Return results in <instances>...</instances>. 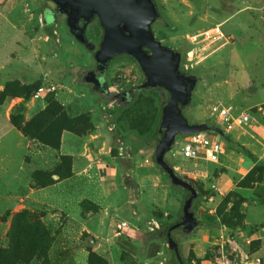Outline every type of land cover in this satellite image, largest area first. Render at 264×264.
Returning a JSON list of instances; mask_svg holds the SVG:
<instances>
[{
  "label": "rangeland",
  "instance_id": "rangeland-1",
  "mask_svg": "<svg viewBox=\"0 0 264 264\" xmlns=\"http://www.w3.org/2000/svg\"><path fill=\"white\" fill-rule=\"evenodd\" d=\"M154 1L159 12L152 24L156 37L181 54L180 69L195 82L191 102L183 107V113L191 123L207 122L224 130L214 107H228L233 102V94L226 88L235 89V94H241L242 99H254L264 89V0ZM67 17L53 0H0V49L8 52V60L14 64L21 60V55L30 61L23 67L30 73L24 80L13 78L17 70L10 67L11 78L0 89V101L18 97L20 105L15 107L11 118L14 116L21 127L28 126L34 136L30 137L38 141L37 137L57 142L64 127L87 133L92 130L91 109L100 111L114 137L112 154L130 169H146L140 172L137 168L134 180L127 177L134 186L142 217L133 220V226L151 229L158 223L159 227L150 231L162 230L166 235L172 224L182 220L183 207L190 195L188 189L173 184L154 159L163 134L160 124L169 92L160 86L144 87L146 75L137 59L127 53L116 55L104 71L100 70L96 53L101 48L104 28L99 17L95 16L89 23L86 43L76 39ZM217 23L228 33L229 42L216 46V51L198 52L192 65L186 68L187 53L193 47L189 35ZM5 35L10 38L2 41ZM49 68H52V80L57 89L37 98L35 91L49 77ZM32 77L35 80H31ZM128 89H132L134 95L122 97V92ZM62 100H67V104L63 105ZM200 107L201 116L198 114L195 118L194 113ZM56 109L61 110L65 121H55ZM263 109L264 104L252 108L255 119L246 124V128L252 123L253 126H249L252 131L264 129ZM48 110L50 112L43 117ZM209 132L214 134L215 131ZM185 136L177 137L166 158L171 164L181 162L176 172L193 183L184 171L185 166L198 158L183 155ZM231 146L243 151L230 142L225 144L226 149ZM249 154L255 162L249 175L252 181L263 176L264 159L259 161L255 154ZM69 168L70 161L64 158L58 174L68 176ZM36 177H40L39 174ZM49 181L51 178L42 180ZM198 188L203 194L210 193L201 186ZM241 204L236 195H224L217 207L222 221L240 224ZM86 206L89 211L97 209L94 203ZM45 212L24 209L0 215V224L8 222L3 224L8 225L4 227L6 231L0 230L1 254L9 253L13 259L17 256L16 264H77L74 248L81 238L89 241L88 264H107V259L91 247L92 241L86 233L80 237L75 235L72 226L68 229L63 228V224L60 228L48 223L42 218ZM60 220L68 223V219L60 217Z\"/></svg>",
  "mask_w": 264,
  "mask_h": 264
},
{
  "label": "crops",
  "instance_id": "crops-1",
  "mask_svg": "<svg viewBox=\"0 0 264 264\" xmlns=\"http://www.w3.org/2000/svg\"><path fill=\"white\" fill-rule=\"evenodd\" d=\"M7 38L10 35L3 36L2 41ZM9 57L7 51L0 49V89L11 78L10 67L17 70L13 78L24 80L30 76L23 68L29 65L25 63H30L25 55L15 64ZM49 72L44 82L56 85L52 68ZM226 90L233 94V102L227 105L233 115L264 104V89L254 99H242L232 88ZM61 102L66 105L68 101ZM18 105V97L0 101V215L24 209L46 211L42 218L48 223L60 228L62 224L63 228L72 226L75 235L80 237L86 233L92 241L91 247L107 259V264H218L224 256L240 264L260 258L264 264V173L257 181L248 179L255 165L249 153L255 154L259 161L264 159V129L252 131L251 123L247 128L243 125L229 132L224 130V135L213 132L211 135L224 143L219 161L212 162L201 156L185 166L184 172L198 190L192 209L199 225L189 233L181 228L176 229L180 230L178 233L174 230L180 261L162 230L133 226V220L142 217L134 186L127 177L134 180L138 167L130 169L112 154L114 137L100 111L91 109V131L80 134L64 129L56 148L27 136L12 122L11 115ZM198 110L195 118L198 114L201 116V107ZM228 142L243 151L233 146L226 149ZM64 158L70 161L68 176L58 174ZM172 165L177 169L182 164L174 161ZM139 171L146 172V169ZM38 174L40 177H36ZM49 178L51 181L42 182ZM200 186L210 193L200 192ZM226 194H234L242 201L238 225L222 221V215L217 212ZM89 203H94L97 209L89 211L86 206ZM60 217L68 219V223L58 221ZM120 219H127L130 227L123 235L116 236L114 228ZM6 223L1 222V232L8 228L3 225ZM88 242L80 238L79 245L73 246L77 264H88Z\"/></svg>",
  "mask_w": 264,
  "mask_h": 264
},
{
  "label": "water",
  "instance_id": "water-1",
  "mask_svg": "<svg viewBox=\"0 0 264 264\" xmlns=\"http://www.w3.org/2000/svg\"><path fill=\"white\" fill-rule=\"evenodd\" d=\"M61 12L67 13L71 32L81 43L87 42L86 26L95 16L104 28L101 48L96 53L98 68L104 71L116 55L127 53L140 63L146 80L144 87L160 86L168 90L169 98L163 106L160 129L163 131L154 159L156 164L171 178L173 184L189 190L190 195L183 207L182 220L172 224L166 231L168 243L180 261L178 243L174 230L181 228L185 233L193 231L199 222L192 209L198 196L197 188L183 179L167 160V153L173 148L179 135L202 131H225L207 122L191 123L183 113V107L192 99L195 82L180 69L181 54L162 43L155 35L152 24L158 17L154 0H53ZM51 17H54L51 16ZM80 20L84 21L80 26ZM134 95L132 89L122 92Z\"/></svg>",
  "mask_w": 264,
  "mask_h": 264
},
{
  "label": "built area",
  "instance_id": "built-area-1",
  "mask_svg": "<svg viewBox=\"0 0 264 264\" xmlns=\"http://www.w3.org/2000/svg\"><path fill=\"white\" fill-rule=\"evenodd\" d=\"M189 41L192 43L193 47L187 53L188 60L187 64H185L186 68H189L192 65L191 61L196 59L198 52H212L216 50L221 43L229 41V35L225 32L221 24H214L213 26L204 28L199 32L191 33L189 35ZM56 89V85L50 82H43L36 89L35 96L40 98L47 93L54 92ZM214 112L218 122L224 126L226 132L231 131L236 126L246 125L255 119V112L253 110H247L239 115H233L230 107L215 106ZM186 137L187 140L182 146V153L186 158L196 159L203 156L209 161L217 162L224 152V143L219 139L214 138L209 131L192 133L186 135ZM129 227L130 222L127 219H120L115 225L114 233L116 236L123 235L125 230ZM155 227H159V224L156 223L155 226L151 227V230H154ZM218 264L240 263L230 259L228 256H224L222 261L218 262ZM241 264H262V259H247Z\"/></svg>",
  "mask_w": 264,
  "mask_h": 264
},
{
  "label": "trees",
  "instance_id": "trees-1",
  "mask_svg": "<svg viewBox=\"0 0 264 264\" xmlns=\"http://www.w3.org/2000/svg\"><path fill=\"white\" fill-rule=\"evenodd\" d=\"M39 87V85L37 86V88ZM58 105H56L55 107L56 108H58L57 107ZM58 109H56V112H57V114H56V116H57V119L55 120V121H58V119H60V120H66V117L61 113V110H58ZM50 111L48 110V112H44L43 114H42V116L43 115H46L47 116V114L46 113H49ZM43 117H45V116H43ZM12 122L16 125V126H18V127H20V128H22V130H23V132L26 134V135H29V136H31V132H30V130H29V127L28 126H24V127H21L19 124H18V122H17V120L14 118V116H12ZM73 127H67V128H63L62 130H61V132L64 130V129H70V130H73L72 129ZM73 131H75V130H73ZM31 137H34L33 135L31 136ZM60 137H61V133H60V136H59V138H58V141L57 142H53L52 140H49V139H41L40 137H37V138H39V140L40 141H42V142H44L45 144H48V145H50V146H52V147H56V148H58L59 147V145H60ZM250 175V174H249ZM248 179H249V176H248ZM259 179H261V178H258V179H256V180H252V181H257V180H259ZM250 181V180H249ZM19 220V219H18ZM20 221H22V220H20ZM17 222V225H18V227L20 228V223L21 222ZM22 224V223H21ZM17 227V228H18ZM22 250V249H21ZM2 252H4V251H2ZM19 259H18V257L17 256H15V258L13 259L12 258V256L11 255H9V253H6V254H1V252H0V264H16V261H18Z\"/></svg>",
  "mask_w": 264,
  "mask_h": 264
},
{
  "label": "flooded vegetation",
  "instance_id": "flooded-vegetation-1",
  "mask_svg": "<svg viewBox=\"0 0 264 264\" xmlns=\"http://www.w3.org/2000/svg\"><path fill=\"white\" fill-rule=\"evenodd\" d=\"M83 24H84V21L83 20H80V26H83ZM88 25L86 26V33L88 31V27H89ZM126 95H128V96L130 95L131 96V94H129V93L128 94H125L124 96H126Z\"/></svg>",
  "mask_w": 264,
  "mask_h": 264
}]
</instances>
